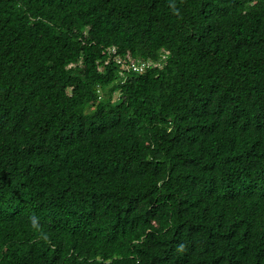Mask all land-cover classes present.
<instances>
[{
    "label": "trees",
    "instance_id": "16d2710c",
    "mask_svg": "<svg viewBox=\"0 0 264 264\" xmlns=\"http://www.w3.org/2000/svg\"><path fill=\"white\" fill-rule=\"evenodd\" d=\"M0 264H264V0H0Z\"/></svg>",
    "mask_w": 264,
    "mask_h": 264
},
{
    "label": "built area",
    "instance_id": "2783aa9c",
    "mask_svg": "<svg viewBox=\"0 0 264 264\" xmlns=\"http://www.w3.org/2000/svg\"><path fill=\"white\" fill-rule=\"evenodd\" d=\"M135 67H136V65H135V66H133L132 68H135ZM139 68H142V66L140 65V66H139Z\"/></svg>",
    "mask_w": 264,
    "mask_h": 264
}]
</instances>
